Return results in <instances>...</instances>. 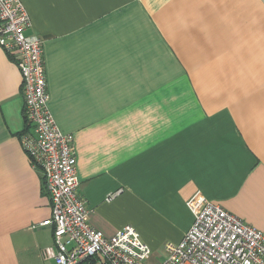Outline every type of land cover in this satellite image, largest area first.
Masks as SVG:
<instances>
[{"label":"crops","instance_id":"crops-1","mask_svg":"<svg viewBox=\"0 0 264 264\" xmlns=\"http://www.w3.org/2000/svg\"><path fill=\"white\" fill-rule=\"evenodd\" d=\"M19 1L91 227L131 226L152 253L182 239L198 192L264 230V0ZM20 89L0 47V264H54Z\"/></svg>","mask_w":264,"mask_h":264},{"label":"built area","instance_id":"built-area-1","mask_svg":"<svg viewBox=\"0 0 264 264\" xmlns=\"http://www.w3.org/2000/svg\"><path fill=\"white\" fill-rule=\"evenodd\" d=\"M26 12L19 0H0V47L21 77L29 129L18 141L39 170L50 203V215L40 223L52 229L54 251L46 255L54 264H148L151 250L133 227L106 237L89 223L78 196L72 136L60 131L48 109L42 41L25 34L31 25ZM185 204L191 225L178 243L164 244L166 258L159 264H264V230L251 228L198 192Z\"/></svg>","mask_w":264,"mask_h":264},{"label":"rangeland","instance_id":"rangeland-1","mask_svg":"<svg viewBox=\"0 0 264 264\" xmlns=\"http://www.w3.org/2000/svg\"><path fill=\"white\" fill-rule=\"evenodd\" d=\"M200 67H201V69L199 67H197V69L196 70L193 69V71L198 73L197 71H198V69H200L204 73L203 75H200L201 77L214 78V69H213L214 65H207V66L206 65H200ZM200 76H198V77H200ZM167 240H170V239L166 238L163 242H165V241L169 242ZM166 242H165V244H166ZM162 247H164V246L159 245L155 249H153V252L151 253V257H150V260H149L148 264H159V262L164 261V259L166 258V254H165V252H164Z\"/></svg>","mask_w":264,"mask_h":264},{"label":"trees","instance_id":"trees-1","mask_svg":"<svg viewBox=\"0 0 264 264\" xmlns=\"http://www.w3.org/2000/svg\"><path fill=\"white\" fill-rule=\"evenodd\" d=\"M25 122H26V120H25ZM28 127H29V125H28V123L26 122V123H25V127H23L24 130L22 131V133L25 132V131H27V130L29 129ZM22 133H21V134H22ZM21 134H20L19 136H21ZM19 138H20V137H19Z\"/></svg>","mask_w":264,"mask_h":264}]
</instances>
